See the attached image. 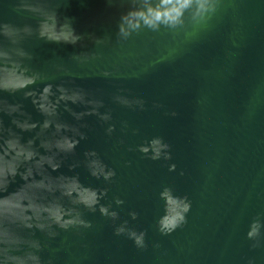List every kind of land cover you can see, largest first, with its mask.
I'll return each instance as SVG.
<instances>
[{"label":"water","instance_id":"water-1","mask_svg":"<svg viewBox=\"0 0 264 264\" xmlns=\"http://www.w3.org/2000/svg\"><path fill=\"white\" fill-rule=\"evenodd\" d=\"M59 2L53 0V6ZM125 10L118 4L109 5L108 0H62L58 14L61 19L72 20L77 33L85 36L81 42L84 46L32 39L27 44L34 55L32 66L46 71L52 61L70 64L74 54L94 50L95 45L88 38L90 34L98 38L112 35L114 39L120 14ZM0 15L17 24L35 23L17 17L8 6L0 8ZM237 16L243 40L239 49H233L237 53L235 57L226 54L227 34L233 27L231 19L226 18L175 63L157 65L142 79L75 80L77 86L102 95L113 109L117 132L111 138L106 137L97 118L87 117L89 127L84 129L87 139L80 142L75 154L69 155L59 172L53 174L78 173L86 186H104L83 165L74 171L69 169L75 160H83L86 150H97L117 170L109 198L120 195L125 199L120 210L122 219L130 220L127 215L130 210L139 213L138 220L130 222L140 230H147L148 244L145 250H139L131 240L115 236L111 222L98 212L88 214L94 229L69 237L72 255L87 257L83 264H248L249 259L264 264V247L252 249V242L246 238L252 219L264 213V91L253 114L248 116L252 97L264 85V3L242 0ZM99 51L101 59L95 62V68L113 71L118 68L121 73H127L139 65L133 58L120 61L118 53L131 51L137 54L136 60L147 62L155 58L150 54L155 53V42L150 33H144L127 42L123 50L116 45ZM53 83H60V79ZM118 88L144 98L147 110L134 112L112 104L110 97ZM2 95L10 103H22L34 121L43 120L22 93ZM202 96L208 98L204 105L197 103ZM153 102L163 104L164 108L153 109ZM72 107L82 110L80 106ZM166 111L178 115L167 116ZM3 118L8 126L10 118L6 115ZM62 119L75 123L67 112H62ZM122 120H127L130 128H139L140 133L133 135L129 131L124 137L125 144L117 146L122 136L119 131ZM22 135L27 140L34 133ZM153 136H163L171 144L172 161H151L142 158L139 152L127 150ZM126 161L131 164L126 165ZM170 163L177 164L175 172L168 171ZM181 170L183 176L179 174ZM19 183L22 181L17 177V183L9 191ZM165 184L179 195H188L192 201L187 224L171 236H162L155 228L156 218L162 212L158 192ZM156 242L161 245L159 249L153 247ZM68 259V254L61 252L56 264H65Z\"/></svg>","mask_w":264,"mask_h":264},{"label":"clouds","instance_id":"clouds-1","mask_svg":"<svg viewBox=\"0 0 264 264\" xmlns=\"http://www.w3.org/2000/svg\"><path fill=\"white\" fill-rule=\"evenodd\" d=\"M241 2L108 0L109 5L126 8L117 22L115 38L112 35L98 38L90 34L88 38L93 41L94 50L74 54L70 64L62 60L49 62L48 70L40 71L31 63L34 55L27 47L30 40L83 47L81 42L85 36L77 33L71 19L59 16L62 0L56 6H53V0H0V8L8 6L17 17L35 21L34 24H17L0 15V264H56L61 252L69 256L65 264H83L87 257L72 255L69 237L94 229L88 214L97 212L111 222L115 236L131 240L139 250L148 247L147 230H140L130 222L138 220L139 213L130 210L127 212L130 220L122 219L120 210L125 199L120 195L109 198L110 185L117 170L97 150H86L83 160H75L69 169L74 171L83 165L90 176L102 181L104 186H86L78 173L53 174L59 172L69 155L75 154L80 142L87 139L84 131L89 127L87 117L97 118L106 137L111 138L117 132L113 109L105 103L102 95L77 86L75 80L92 77L142 79L157 65L175 63L190 51L192 45L213 33L226 18H230L233 25L227 34L226 44L229 46L226 54L229 58L235 57L237 53L233 49H239L243 40L237 16ZM260 2L264 3V0ZM144 33L152 35L155 53L150 54L155 58L142 62L135 59L136 53L121 51L118 53L120 61L133 58L139 66L127 73H121L118 68L113 71L94 67L101 59L100 49L118 45L123 50L127 42ZM57 79L60 83H53ZM38 84L43 87H36ZM261 91H264V85L258 87L252 97L248 116L253 114ZM3 93H22L24 99L31 100L43 120L34 121L22 103H10ZM110 99L112 104L134 112L147 110V101L132 96L125 88H118ZM207 99L202 96L197 103L204 105ZM72 105L80 106L82 110L76 111ZM152 107L162 109L164 105L153 102ZM62 112L69 113L75 123L62 119ZM164 114L178 115L175 111ZM5 115L10 118L8 126L3 118ZM119 131L122 136L117 146L125 144L124 137L129 131L133 135L140 133L139 128H130L127 120L119 122ZM26 132L34 135L25 140L22 133ZM127 150L139 152L142 158L151 161L167 163L173 160L172 146L163 136L145 138ZM125 164L130 165L131 161ZM167 168L169 172H175L177 164H167ZM179 174L183 176L185 173L181 170ZM17 177L22 183L9 191L10 186L17 183ZM158 199L162 212L156 218L155 228L162 236H171L187 224L192 201L188 195H179L166 184L159 190ZM246 238L252 242V249L264 247V213H258L252 219ZM153 247L159 249L161 245L156 242ZM248 264H255V261L249 259Z\"/></svg>","mask_w":264,"mask_h":264}]
</instances>
